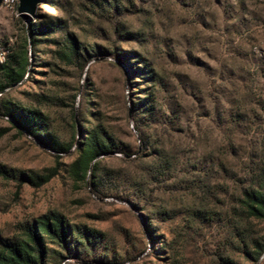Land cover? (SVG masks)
<instances>
[{
	"label": "rangeland",
	"instance_id": "1",
	"mask_svg": "<svg viewBox=\"0 0 264 264\" xmlns=\"http://www.w3.org/2000/svg\"><path fill=\"white\" fill-rule=\"evenodd\" d=\"M49 1L51 8L46 5ZM114 1L126 0H39L30 17L35 22L34 15L43 11L52 15L61 29L48 42L28 48L32 66L27 78L3 91L0 99L41 110L63 142H68L73 132L71 107L75 123L82 121L83 127H90L93 114L99 113L109 131L133 150L136 136L126 107L129 86L124 67L111 60H93L79 72L61 63L55 43L72 34L85 47L96 44L132 50L153 64L180 105L182 125L199 133L194 147L186 148L191 162L201 161L203 153L206 157H225L229 151H247L249 143L259 136L256 132L264 129V0H132L133 7L119 20V26L137 35L138 42L127 43L114 35L115 21L105 11L106 2ZM24 41L20 16L15 10L0 7V46L9 49L8 54L20 53ZM212 78H216L215 84ZM214 90L216 93H212ZM217 97L219 109L238 108L242 121L228 127V118L224 123L212 120V99ZM193 114L203 117L199 120ZM216 122L221 132H212ZM2 130L7 132L0 138V246L20 238L23 229L36 220L56 214L72 225L102 235L96 247L83 251L78 260L63 264H92L95 260L115 264H216L218 255L230 249L224 246L222 231L216 227L200 230L196 225L189 228L177 225L179 222L158 220L155 226L163 238L150 246L141 214L133 207H140V203L130 204L126 195L118 196V192L98 195L76 183L67 171L74 153L62 156L59 174L43 187L17 188L16 179L3 176L1 171L42 174L53 167V157L27 137L18 136L11 123L0 117ZM125 159L114 156L102 159L100 164L123 175L136 173L138 163ZM229 163L234 164L232 159ZM153 205L148 207L151 213L159 205L174 208L163 200ZM253 230L263 236L264 223H255ZM230 255L238 264H252L237 253ZM256 264H264V255Z\"/></svg>",
	"mask_w": 264,
	"mask_h": 264
},
{
	"label": "trees",
	"instance_id": "2",
	"mask_svg": "<svg viewBox=\"0 0 264 264\" xmlns=\"http://www.w3.org/2000/svg\"><path fill=\"white\" fill-rule=\"evenodd\" d=\"M46 5L51 8L52 2ZM106 5L110 20L115 21L112 25L114 35L126 43L138 42L137 35L126 32L123 25L119 26V20L125 18L133 7L132 0L106 2ZM34 16L35 22L30 16L20 15L25 41L20 53L8 54L6 62L0 65V95L27 78L32 66L28 48L48 42V38L61 29V24L52 15L42 11ZM63 39V42L55 43L59 47L55 54L61 63L79 72H83L93 60H111L124 67L129 86L126 107L136 136V147L132 150L109 131L101 122L99 113L93 114L94 123L90 127H83L82 121L75 123L74 108L71 107L73 132L70 140L63 142L54 134L48 116L41 110L0 99V117L11 123L18 136L27 137L49 152L54 162L53 167L42 174L20 172L14 175L5 171L1 174L16 179L17 188L26 185L39 189L59 174L62 156L74 153L75 159L67 171L76 183L98 195L109 196L111 192H118V196L126 195L130 204L140 203V207L135 204L133 207L141 214L150 246L163 238L155 226L156 220L179 222L177 225L189 228L196 225L200 230L212 226L222 231L224 246L230 247L218 255L216 264H238L230 255L233 253L256 264L264 255V235L253 230L255 223H264V129L256 132L259 136L249 143L247 151H229L225 157L213 154L206 157L203 153L201 161L191 162L186 148L194 147L199 133L182 125L180 105L143 54L117 47L102 48L96 44L85 47L72 34ZM238 81L242 80L238 78ZM215 82L216 78H212V84ZM218 100V97L212 99V120L224 123L223 119L228 118V127L232 122L242 121L238 108L234 111L219 109ZM195 117L200 120L203 116L193 114ZM218 122L212 132H221ZM6 132L0 131V138ZM114 156L125 160L132 158L138 163V171L123 175L101 166L102 159ZM231 159L234 164L229 163ZM161 200L173 204L171 207L174 208L159 205L157 211H148L149 206ZM101 239L98 231L72 225L63 216L51 214L23 229L20 238L1 245L0 264L73 262L83 251L96 247ZM92 262L115 264L108 260Z\"/></svg>",
	"mask_w": 264,
	"mask_h": 264
},
{
	"label": "water",
	"instance_id": "3",
	"mask_svg": "<svg viewBox=\"0 0 264 264\" xmlns=\"http://www.w3.org/2000/svg\"><path fill=\"white\" fill-rule=\"evenodd\" d=\"M39 0H19L17 12L20 15L24 16H30L34 13V6L37 4ZM2 0H0V6H1ZM129 119L130 115H129Z\"/></svg>",
	"mask_w": 264,
	"mask_h": 264
},
{
	"label": "built area",
	"instance_id": "4",
	"mask_svg": "<svg viewBox=\"0 0 264 264\" xmlns=\"http://www.w3.org/2000/svg\"><path fill=\"white\" fill-rule=\"evenodd\" d=\"M18 4H19V0H2L0 7H5L6 9H9L12 11L15 10L16 13L18 14V12H17ZM18 15L20 16V14H18ZM7 54H8V51L3 49L0 46V65L4 64L6 62Z\"/></svg>",
	"mask_w": 264,
	"mask_h": 264
}]
</instances>
